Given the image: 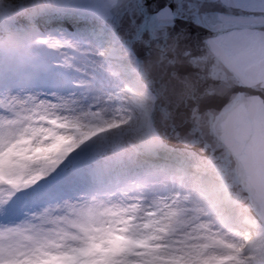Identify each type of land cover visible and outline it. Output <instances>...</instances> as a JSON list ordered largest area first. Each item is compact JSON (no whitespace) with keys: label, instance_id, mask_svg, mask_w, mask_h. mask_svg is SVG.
<instances>
[{"label":"snow or ice","instance_id":"obj_1","mask_svg":"<svg viewBox=\"0 0 264 264\" xmlns=\"http://www.w3.org/2000/svg\"><path fill=\"white\" fill-rule=\"evenodd\" d=\"M127 3L112 23L40 33L107 55L0 74V219L58 201L0 227V264H264V0H135L122 18ZM156 47L143 83L132 69ZM96 136L116 186L67 195L57 166Z\"/></svg>","mask_w":264,"mask_h":264},{"label":"clouds","instance_id":"obj_2","mask_svg":"<svg viewBox=\"0 0 264 264\" xmlns=\"http://www.w3.org/2000/svg\"><path fill=\"white\" fill-rule=\"evenodd\" d=\"M126 0H0V74L11 73L20 79L34 76L44 63L72 64L83 63L92 52L100 51L107 55L110 45L98 47L97 41L89 38L86 41L74 42L61 46L54 40H44V30L39 23L41 17L60 15L74 20H87L91 26L108 24L111 13L117 5ZM160 47L153 49L151 56L140 59L132 71L141 82L151 81L160 70ZM125 88L135 87L132 80L124 82ZM183 84L177 81V93ZM93 93L89 92L91 97ZM91 100L70 101L81 112L87 111ZM98 147L102 143L101 136L92 140ZM103 162L112 163L111 149L103 150Z\"/></svg>","mask_w":264,"mask_h":264},{"label":"rangeland","instance_id":"obj_3","mask_svg":"<svg viewBox=\"0 0 264 264\" xmlns=\"http://www.w3.org/2000/svg\"><path fill=\"white\" fill-rule=\"evenodd\" d=\"M44 30H50L53 28H43ZM66 29L68 32L70 33H81L84 32L85 30H87L88 28H64ZM98 155H102V151L94 144V142L92 141H88L85 142L84 144L79 145L77 148L73 149L70 153L67 154V156L60 162V164L57 166L60 167L61 165H63L64 163H68L71 160L77 159L78 162H83L86 159H89V157L91 156H98ZM64 164V165H65ZM107 165V164H106ZM106 168H108V166H105ZM81 173H86L88 170L84 169L81 170ZM79 174H81L80 172H78ZM94 172H90V174H92ZM76 174L74 175L75 177H79ZM105 184L107 187V184L109 186H113L115 184H112V180H105ZM72 187L70 188V191H68L66 194L67 195H72L75 196L76 193L79 192H86V191H92L95 189H90L88 187H85L84 185H82L79 182H75L73 185H71ZM79 186V187H77ZM101 190L98 188V191ZM56 203H58V201H44L42 203H39L37 205H33L31 207H26V210L21 212L20 214L9 218L8 220H3L0 219V227L4 226L5 224H21V223H25V217H28V220L26 221V223L29 222H33L34 220H37L40 218V216L47 211L50 207H53Z\"/></svg>","mask_w":264,"mask_h":264},{"label":"bare ground","instance_id":"obj_4","mask_svg":"<svg viewBox=\"0 0 264 264\" xmlns=\"http://www.w3.org/2000/svg\"><path fill=\"white\" fill-rule=\"evenodd\" d=\"M65 164V163H64ZM61 165L56 169L57 172L65 173L70 172L71 173V180L68 183V189H70L75 182H79L85 187H88L90 189H95V191H98V188L101 189L99 191H103L108 188H114L116 185H113L112 187L107 184H105V180H112V184H115V175L114 173L105 166L106 163L103 162L102 155L98 156H91L89 159L84 160L83 162H78L77 159L71 160L70 162L66 163L65 165ZM88 170L85 174L81 173V170ZM80 172L81 174H79ZM90 172H94L90 174ZM79 174V177H75L74 175ZM79 187V186H77ZM28 220V217H25V223Z\"/></svg>","mask_w":264,"mask_h":264},{"label":"water","instance_id":"obj_5","mask_svg":"<svg viewBox=\"0 0 264 264\" xmlns=\"http://www.w3.org/2000/svg\"><path fill=\"white\" fill-rule=\"evenodd\" d=\"M138 6L135 3V0H128V3L125 6L124 11L121 13L122 18H126L127 15L130 12H133L136 10ZM152 16V13H150L147 10V7L144 6L141 9L140 13V20L138 23H145L146 21L150 20ZM39 23L41 24L42 28H90L91 25L87 20H74V19H69L64 16L60 15H49L45 17H41L39 20ZM109 23H112L110 21ZM187 23V22H186ZM119 24H115V28L117 31H119ZM191 33L193 36L197 35V29L195 25H193L191 29ZM206 33H200V38L203 39V35ZM145 35H147V30L145 29Z\"/></svg>","mask_w":264,"mask_h":264}]
</instances>
